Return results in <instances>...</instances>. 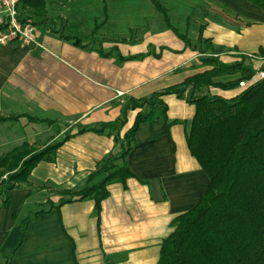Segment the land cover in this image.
<instances>
[{"label": "crops", "instance_id": "crops-1", "mask_svg": "<svg viewBox=\"0 0 264 264\" xmlns=\"http://www.w3.org/2000/svg\"><path fill=\"white\" fill-rule=\"evenodd\" d=\"M163 2L169 24L152 0H44L43 12L50 15L36 16L38 44H0V112H20L0 116H19L13 120L17 123L26 115L55 119L63 126L57 136H64L80 125L114 121L132 100L213 69L203 62L211 54L225 64L241 62L254 73L264 70L263 8L247 0ZM57 3L65 8L53 16L48 7ZM57 18L60 25L54 24ZM201 28L215 47L208 55L195 47ZM66 37H77L84 46ZM246 79L242 70L224 73L206 92L234 99ZM162 99L172 125L168 131L163 121L139 126L127 158L135 175L108 185L98 212L95 199L74 195L100 160L121 150L114 136L77 134L56 150L53 160L34 167L28 182L0 203V264H158L172 221L192 209L209 186L187 141L195 104L175 93ZM140 110L127 111L121 139ZM72 196L74 201L33 217L19 244L22 222L34 205Z\"/></svg>", "mask_w": 264, "mask_h": 264}, {"label": "trees", "instance_id": "trees-1", "mask_svg": "<svg viewBox=\"0 0 264 264\" xmlns=\"http://www.w3.org/2000/svg\"><path fill=\"white\" fill-rule=\"evenodd\" d=\"M21 0L20 10L27 6L43 5L44 0ZM163 19L170 23V12L163 0H152ZM264 9V0H247ZM22 8V9H21ZM41 11L38 9V13ZM43 13V12H42ZM36 24L29 17H23ZM96 26L98 31L104 24ZM45 21V20H44ZM43 21V22H44ZM175 29V28H174ZM182 37L183 34L175 29ZM202 28L195 47L203 54L213 53L214 45L202 36ZM76 45L84 46L77 37ZM103 55L112 53L103 52ZM205 56L203 62L213 69L188 78L183 84L157 92L149 98L132 100L114 121L79 126L54 145L35 153L24 152L27 144L17 146L0 156V203L9 200V194L20 183L26 182L34 167L42 160H53L56 150L71 137L87 131L114 136L121 145L118 153H110L96 166L85 184L74 196L96 200V212L109 195L108 185L125 183L135 174L128 164V155L136 144V133L142 123L163 121L166 131L173 122L167 117V104L162 96L175 93L195 104L196 113L187 141L192 155L209 177V186L198 203L172 221V233L161 244L158 264H264V79L244 90L234 99L212 96L206 92L214 84L213 78L224 73L243 71L249 78L254 72L243 63L225 64L217 57ZM125 57L122 60L140 58ZM238 83V82H237ZM232 83V85H235ZM187 93V94H186ZM141 110L134 125L120 138L129 109ZM24 116V115H22ZM19 116L3 117L13 121ZM32 122L56 124L57 120L26 115ZM7 169L6 175L4 170ZM14 172V173H13ZM6 175V177H5ZM74 196L61 198L57 204L39 211H28L20 229L19 244L27 232L28 223L40 213L75 200Z\"/></svg>", "mask_w": 264, "mask_h": 264}, {"label": "rangeland", "instance_id": "rangeland-1", "mask_svg": "<svg viewBox=\"0 0 264 264\" xmlns=\"http://www.w3.org/2000/svg\"><path fill=\"white\" fill-rule=\"evenodd\" d=\"M38 2L39 1L34 0L33 3L36 4ZM42 7H43L42 5H35V6H27L23 9L21 8L22 16L29 17V19L36 21V19L38 20V18L36 17L38 15V9L41 12L44 11ZM48 8L53 11V14H52L53 16H56L57 14L58 16H60V12L65 8V5L57 3V4H54L52 7H48ZM43 13H45L46 15L47 14L50 15L49 12H43ZM57 19L58 20L55 21L54 24L60 25L62 21L59 18ZM175 25L178 26L180 29L182 28V26L179 23H175ZM2 113L16 115L20 112H0V114ZM62 127L63 126H59L58 124H53V126H49V124H46V123L32 122L28 118H25V117H23V120L20 121L19 123L9 121L5 124H1L0 122V145H2L0 147V156L1 154L7 153L8 151H11L13 148L17 146L20 147L23 144H27L26 147L23 148V151L28 152V153L29 152L35 153L41 149L46 148L47 146L54 145L55 143L59 142L63 138V135L57 136L60 129H62ZM2 140L3 142H1ZM4 140H6L8 144L7 143L3 144L5 142ZM7 172L9 171L5 169L4 173L6 174ZM27 182L28 180L23 183H27ZM35 187L38 188L40 187V185H37ZM4 196L5 194H3L2 196L0 195V202ZM51 202H52L51 198H48V200L44 204L34 205L32 207V210L36 211L38 209L47 208L49 207Z\"/></svg>", "mask_w": 264, "mask_h": 264}, {"label": "built area", "instance_id": "built-area-1", "mask_svg": "<svg viewBox=\"0 0 264 264\" xmlns=\"http://www.w3.org/2000/svg\"><path fill=\"white\" fill-rule=\"evenodd\" d=\"M21 0H0V44L18 42L21 46L38 44L36 39V25L24 20L20 10ZM264 79V70H259L251 77L240 82L243 91ZM123 92L119 91L118 95Z\"/></svg>", "mask_w": 264, "mask_h": 264}]
</instances>
